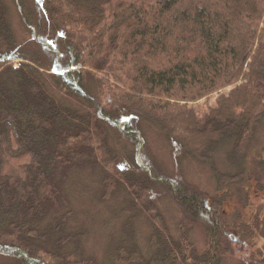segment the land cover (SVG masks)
Listing matches in <instances>:
<instances>
[{
  "label": "trees",
  "instance_id": "trees-1",
  "mask_svg": "<svg viewBox=\"0 0 264 264\" xmlns=\"http://www.w3.org/2000/svg\"><path fill=\"white\" fill-rule=\"evenodd\" d=\"M224 89L205 112L191 106ZM262 119L264 0H0V264H221L233 252L222 199L207 203L182 165L201 162L225 191ZM91 219L106 227L99 254Z\"/></svg>",
  "mask_w": 264,
  "mask_h": 264
},
{
  "label": "rangeland",
  "instance_id": "rangeland-1",
  "mask_svg": "<svg viewBox=\"0 0 264 264\" xmlns=\"http://www.w3.org/2000/svg\"><path fill=\"white\" fill-rule=\"evenodd\" d=\"M9 8L17 39L20 42L24 41L27 38L26 34L21 28L14 9L11 5ZM227 92L228 89H224L212 94L206 100L191 104V106L197 112L203 113L208 108L215 106L216 99L221 93ZM148 136V146L156 159L153 158L168 172H172L174 169L172 154L164 137L152 129L149 131ZM227 151V145H225L221 151L214 152L213 154L214 165L223 171L233 169L226 162ZM244 167L245 173L242 181L233 182V185H230L225 191L217 192L212 172L208 167L198 161H186L182 165L185 178L209 195L207 203L211 202V197L214 194H216L218 199H222V213L228 227L226 232L231 238L233 252L221 264H253L254 261L264 258V119L258 123L255 135L248 143ZM94 178L93 176L92 184H94ZM86 180V182H91V180L88 181V178ZM78 183L81 185L80 187L86 186V184L80 181ZM81 199L79 200L80 203ZM93 205L94 202L89 204L85 202L81 203V208L85 209L86 207L87 209L93 207ZM101 206L96 207L94 211L98 210ZM159 206L168 225L174 232L179 217L176 206L167 197H162L159 200ZM146 223L142 221L141 224L139 221L136 226L141 240H143V235L147 231ZM87 225L91 229L89 228L90 237L87 239L86 245L89 250L99 254L102 250L101 246L106 227L103 221H97L96 219L87 221ZM192 235L198 249L202 250L205 247V238L200 228L197 227Z\"/></svg>",
  "mask_w": 264,
  "mask_h": 264
}]
</instances>
